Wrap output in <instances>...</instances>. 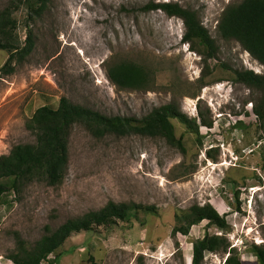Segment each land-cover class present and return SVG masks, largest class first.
Segmentation results:
<instances>
[{"label": "rangeland", "instance_id": "obj_1", "mask_svg": "<svg viewBox=\"0 0 264 264\" xmlns=\"http://www.w3.org/2000/svg\"><path fill=\"white\" fill-rule=\"evenodd\" d=\"M240 1L48 0L38 15L25 0H0V15L13 9L17 22L13 43L22 49L30 33L33 39L31 53L10 63L11 73L3 71L10 54L0 51V156L34 143L28 122L43 106L57 109L63 97L103 115L137 119L176 103L212 124L196 135L172 120L185 154L159 137L95 138L77 125L60 184H23L0 196V264H14L9 257L32 253L69 219L109 202L137 209L129 222L73 235L41 264H191L193 244L206 234L225 237L242 264H259L252 246L264 245V126L253 112L257 94L237 83L232 70L264 74V66L217 29L224 10ZM151 3L196 11L216 41L219 51L201 92L204 64L183 41V21L146 10ZM122 61L150 69L155 89L115 86L107 68ZM208 203L226 218L227 230L204 221L188 236L173 237L184 212ZM227 257L206 253L203 264H225Z\"/></svg>", "mask_w": 264, "mask_h": 264}, {"label": "trees", "instance_id": "obj_2", "mask_svg": "<svg viewBox=\"0 0 264 264\" xmlns=\"http://www.w3.org/2000/svg\"><path fill=\"white\" fill-rule=\"evenodd\" d=\"M47 1L25 0L24 3L30 11L39 15L45 9ZM145 9L160 10L169 17H177L183 21L185 27L183 41L202 57L204 64L199 80L201 92L208 86L205 79L211 74L209 61L217 57L219 48L198 13L183 8L178 3H151ZM11 10L13 9H6L0 15V51H7L10 54L9 61L3 68L7 73L12 72L10 63L15 59L18 61L25 59L33 47L31 33L24 48L20 49L13 43L12 31L17 28V22L11 18ZM217 29L224 40L237 41L245 52L264 66V0H242L231 4L224 10ZM232 72L237 83L257 94L253 112L264 126V74L248 69H233ZM107 77L123 90L152 91L156 86L155 74L147 67L131 61L110 64L107 68ZM197 96L199 95H194ZM173 119L183 124L191 134L199 135L201 127L212 128V124L204 119L189 117L176 103L156 108L142 119H137L103 115L63 97L57 109L43 106L28 122L27 128L35 136L34 143L17 145L10 154L0 156V179H7L10 184L0 185V196L9 190H17L18 186L23 184L34 182H46L50 186L60 184L68 167L71 132L77 125L85 127L95 138L108 135L159 137L185 154L183 140L176 136ZM136 209V205L109 202L99 211L69 219L54 232L44 236L32 253L15 254L8 259L14 264H41L73 235L102 227L117 226L119 222H129ZM204 221H207L209 226L224 231L229 227L226 218L211 204L203 206L196 204L178 218L179 225L173 228L172 235L188 236L193 226ZM21 246L23 247V243ZM252 252L259 264H264V245H253ZM206 253H223L228 256L225 264H242L238 251L231 248L223 236L206 234L203 239L197 240L193 244L191 264H203Z\"/></svg>", "mask_w": 264, "mask_h": 264}, {"label": "crops", "instance_id": "obj_3", "mask_svg": "<svg viewBox=\"0 0 264 264\" xmlns=\"http://www.w3.org/2000/svg\"><path fill=\"white\" fill-rule=\"evenodd\" d=\"M193 257V256H192Z\"/></svg>", "mask_w": 264, "mask_h": 264}]
</instances>
